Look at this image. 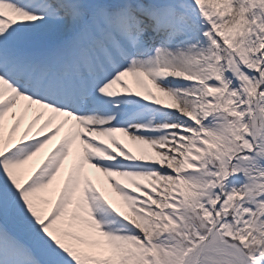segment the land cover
Segmentation results:
<instances>
[{"label": "snow or ice", "instance_id": "1", "mask_svg": "<svg viewBox=\"0 0 264 264\" xmlns=\"http://www.w3.org/2000/svg\"><path fill=\"white\" fill-rule=\"evenodd\" d=\"M0 264H264V0H0Z\"/></svg>", "mask_w": 264, "mask_h": 264}, {"label": "bare ground", "instance_id": "2", "mask_svg": "<svg viewBox=\"0 0 264 264\" xmlns=\"http://www.w3.org/2000/svg\"><path fill=\"white\" fill-rule=\"evenodd\" d=\"M31 115H32V112H31V110H29L28 117H27L24 121H22V123H21V125H20V128H21V129H24V128L27 126V123H28V121H29ZM62 131H63V130H62ZM115 135L118 136L119 134H115ZM58 139H59V137H57V138L52 142V144H55V143L58 141ZM52 144H50L49 146H47L46 149H45L44 151L46 152V151L48 150V148H50V147L52 146ZM40 155H43V153L40 154ZM39 158H40V156H38L37 158H34V159H35V160H39Z\"/></svg>", "mask_w": 264, "mask_h": 264}]
</instances>
